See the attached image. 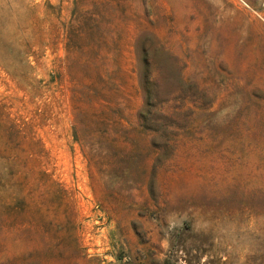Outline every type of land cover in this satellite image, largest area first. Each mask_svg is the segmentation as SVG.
<instances>
[{
  "label": "rangeland",
  "instance_id": "rangeland-1",
  "mask_svg": "<svg viewBox=\"0 0 264 264\" xmlns=\"http://www.w3.org/2000/svg\"><path fill=\"white\" fill-rule=\"evenodd\" d=\"M0 264H264V0H0Z\"/></svg>",
  "mask_w": 264,
  "mask_h": 264
}]
</instances>
